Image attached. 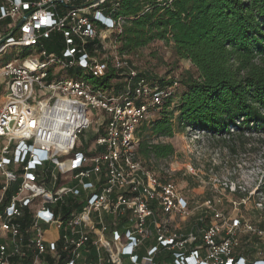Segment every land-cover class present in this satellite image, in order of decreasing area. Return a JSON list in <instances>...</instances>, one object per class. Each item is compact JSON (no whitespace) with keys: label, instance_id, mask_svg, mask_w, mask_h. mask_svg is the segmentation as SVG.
Wrapping results in <instances>:
<instances>
[{"label":"built area","instance_id":"2783aa9c","mask_svg":"<svg viewBox=\"0 0 264 264\" xmlns=\"http://www.w3.org/2000/svg\"><path fill=\"white\" fill-rule=\"evenodd\" d=\"M107 1L0 0V264H264V229L242 218L172 225L187 201L143 164L137 132L178 84L138 76ZM110 70L118 92L86 77ZM57 122L64 141L48 138Z\"/></svg>","mask_w":264,"mask_h":264},{"label":"trees","instance_id":"16d2710c","mask_svg":"<svg viewBox=\"0 0 264 264\" xmlns=\"http://www.w3.org/2000/svg\"><path fill=\"white\" fill-rule=\"evenodd\" d=\"M105 6L107 15L125 19L117 36L121 53L162 41L195 71L163 101L158 117L138 129L137 155L147 168L175 153L172 144L157 141L174 136V114L181 129L210 135L264 132V0H110ZM150 75L138 73L159 86L174 81ZM86 77L114 92L122 88L108 84L119 79L113 70Z\"/></svg>","mask_w":264,"mask_h":264},{"label":"rangeland","instance_id":"374dc122","mask_svg":"<svg viewBox=\"0 0 264 264\" xmlns=\"http://www.w3.org/2000/svg\"><path fill=\"white\" fill-rule=\"evenodd\" d=\"M127 56L138 71L156 79L176 80L178 88L195 72L188 60L175 57L171 44L162 41ZM2 100L0 91V104ZM157 117L155 112L149 120ZM175 117L174 136L157 139L172 144L175 153L167 159L152 160L147 168L162 179L172 180L187 201L188 214L176 213L172 225L183 232L196 229L200 218L209 220L214 213L224 218L237 216L256 227L264 223V132L244 130L240 135L231 129V135H210L181 129ZM91 134L92 129L85 130L78 141H88ZM239 238L245 241L244 234L239 233ZM257 248H263L261 242L253 246Z\"/></svg>","mask_w":264,"mask_h":264},{"label":"bare ground","instance_id":"6f19581e","mask_svg":"<svg viewBox=\"0 0 264 264\" xmlns=\"http://www.w3.org/2000/svg\"><path fill=\"white\" fill-rule=\"evenodd\" d=\"M60 130H61V128L59 127V123H58V122H57V123H54V124L51 126L50 130H49V132H50V134L48 135L49 140H54L55 137H56V138L59 137V138L61 139V141L66 140V139H67L66 136H69V135H70V129L66 128V129L61 133V135H58L57 132L60 131ZM55 133H57V136H56Z\"/></svg>","mask_w":264,"mask_h":264},{"label":"crops","instance_id":"0c3cea01","mask_svg":"<svg viewBox=\"0 0 264 264\" xmlns=\"http://www.w3.org/2000/svg\"><path fill=\"white\" fill-rule=\"evenodd\" d=\"M159 215H160V216L162 215L161 212H159ZM170 219H171V223H172V221L175 219V218H174V215H172V216L170 217ZM201 224H202L201 222H198V221H197V223H196V229H197L198 227H200ZM196 229H193L192 227H190V228L187 229L186 231L196 230ZM170 261H171V259L168 258V259L165 260V263H166V264H169Z\"/></svg>","mask_w":264,"mask_h":264}]
</instances>
